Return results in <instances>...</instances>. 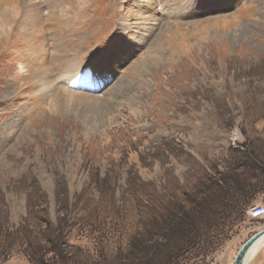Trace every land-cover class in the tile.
Segmentation results:
<instances>
[{
	"label": "rangeland",
	"instance_id": "374dc122",
	"mask_svg": "<svg viewBox=\"0 0 264 264\" xmlns=\"http://www.w3.org/2000/svg\"><path fill=\"white\" fill-rule=\"evenodd\" d=\"M0 22V264L59 228L78 264H138L132 243L220 203L217 179L264 186V0H0ZM259 202L204 206L180 264H230Z\"/></svg>",
	"mask_w": 264,
	"mask_h": 264
},
{
	"label": "trees",
	"instance_id": "16d2710c",
	"mask_svg": "<svg viewBox=\"0 0 264 264\" xmlns=\"http://www.w3.org/2000/svg\"><path fill=\"white\" fill-rule=\"evenodd\" d=\"M219 180L215 181L216 189L211 193H218V196L221 194L220 203L212 202V207H207V202L193 201L191 209L180 207L181 209L179 208V213L176 217L175 215L168 216L163 225L158 228V232L151 233L145 241L132 243L131 255L139 259L138 264H180L186 259H191L195 256L192 250H197L195 246L199 243V235L204 233L200 231V225L203 224L204 226L207 224L208 227H211L213 223L211 219L214 216L209 213L206 214L204 206L215 214L226 216L231 210V212L239 214L243 213V209L239 207L253 203L260 194L264 193V186L261 187L259 182L256 181L248 182L246 187L244 185L241 186L237 182L232 187L233 190L235 189L234 193H232L228 188L229 186L226 187L223 184V178H219ZM246 188L248 190H245ZM235 194L241 195L243 200H245L242 205L239 202H228L230 196H234ZM218 205L219 208L216 210ZM227 210L229 211L227 212ZM45 239V243H49L46 249H43L45 245L36 242L37 247L34 249V254L33 252H31L32 255L29 254L32 264H78L71 253L70 246L66 243L65 234H63L60 228L57 229L56 235L53 238ZM83 260L88 261L90 258L83 257ZM48 261L51 262L49 263Z\"/></svg>",
	"mask_w": 264,
	"mask_h": 264
},
{
	"label": "bare ground",
	"instance_id": "6f19581e",
	"mask_svg": "<svg viewBox=\"0 0 264 264\" xmlns=\"http://www.w3.org/2000/svg\"><path fill=\"white\" fill-rule=\"evenodd\" d=\"M23 1V0H22ZM54 2H57V0H54ZM52 3V2H51ZM147 5V4H146ZM24 6V5H23ZM56 6V5H55ZM149 9V8H148ZM23 10V9H22ZM52 11V9H51ZM1 14H4V10H2ZM52 14V13H51ZM55 15V14H54ZM6 16V15H5ZM52 17V16H51ZM1 26L4 24L3 22H0ZM52 26V25H51ZM53 30V36H54V43L52 46L48 47V45H44L42 48H41V51H40V55L42 57V60L40 61L41 63H46L47 61H51L53 62L52 64L55 66V65H58L59 64V60H60V57L62 56L63 54V49L61 47V38L59 36V34L57 32H55V28H52ZM64 58V57H62ZM94 60V59H93ZM51 65V64H50ZM44 69V68H43ZM42 69V70H43ZM45 70V69H44ZM47 72V71H46ZM45 72V73H46ZM77 74L76 73H73L72 71L71 72H66L65 74V78L64 79H67V81H72V80H76L77 79ZM51 78V76H50ZM66 83V82H65ZM49 85V84H47ZM46 85V86H47ZM55 89V88H54ZM50 91V90H49ZM48 91V92H49ZM52 92V91H51ZM59 92V91H58ZM54 93V92H53ZM51 94V93H50ZM61 94V93H60ZM76 96V95H75ZM66 98V97H65ZM67 99V98H66ZM95 101V100H94ZM89 103V102H88ZM264 243V238L260 239L256 244L255 246L253 247V249H251V252L253 250H255V248L258 246H261L263 245ZM259 248V249H260ZM259 251V250H258ZM257 251V252H258ZM256 252V253H257Z\"/></svg>",
	"mask_w": 264,
	"mask_h": 264
},
{
	"label": "water",
	"instance_id": "95a60500",
	"mask_svg": "<svg viewBox=\"0 0 264 264\" xmlns=\"http://www.w3.org/2000/svg\"><path fill=\"white\" fill-rule=\"evenodd\" d=\"M262 238H264V226H261L241 244L230 264H248L255 256L260 246H257L252 252L251 249H253L255 244Z\"/></svg>",
	"mask_w": 264,
	"mask_h": 264
},
{
	"label": "built area",
	"instance_id": "2783aa9c",
	"mask_svg": "<svg viewBox=\"0 0 264 264\" xmlns=\"http://www.w3.org/2000/svg\"><path fill=\"white\" fill-rule=\"evenodd\" d=\"M248 217L250 219L264 218V202L252 204L248 210Z\"/></svg>",
	"mask_w": 264,
	"mask_h": 264
},
{
	"label": "crops",
	"instance_id": "0c3cea01",
	"mask_svg": "<svg viewBox=\"0 0 264 264\" xmlns=\"http://www.w3.org/2000/svg\"><path fill=\"white\" fill-rule=\"evenodd\" d=\"M263 246H264V243H263V245L261 246V248L259 249L258 252H260V250L263 248ZM258 252H257V253H258ZM257 253L255 254V256L257 255ZM255 256H254V257H255ZM254 257L250 260V262H249L248 264H256V262H254V263L252 262L253 259H254Z\"/></svg>",
	"mask_w": 264,
	"mask_h": 264
}]
</instances>
